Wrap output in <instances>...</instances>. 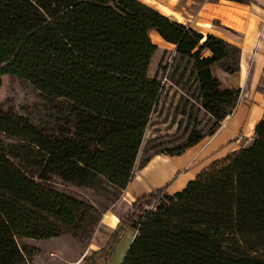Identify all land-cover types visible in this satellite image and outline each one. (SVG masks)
<instances>
[{"label":"trees","instance_id":"16d2710c","mask_svg":"<svg viewBox=\"0 0 264 264\" xmlns=\"http://www.w3.org/2000/svg\"><path fill=\"white\" fill-rule=\"evenodd\" d=\"M151 31L176 47L173 79L191 66L193 95L216 120L213 134L242 89L222 85L211 65L240 70L242 46L142 0H0V86L6 75L29 82L51 115L45 128L0 106V264H30L19 238L93 236L103 212L56 188V179L111 186L118 198L134 177L162 91L157 75L138 73ZM256 91L264 94V74ZM205 136L193 128L174 153ZM170 183L120 217L116 232H135L121 264H264V116L248 145L179 191H168Z\"/></svg>","mask_w":264,"mask_h":264},{"label":"rangeland","instance_id":"374dc122","mask_svg":"<svg viewBox=\"0 0 264 264\" xmlns=\"http://www.w3.org/2000/svg\"><path fill=\"white\" fill-rule=\"evenodd\" d=\"M187 1L188 0H181L177 6L181 8L179 11L182 12L186 20L192 19V14L186 12L187 8L191 7L187 4ZM164 3L168 4V11L171 12L172 7H174V2L169 1L168 3L166 1ZM184 7L186 10H183ZM190 11H192V9H190ZM170 17L175 20L181 19L175 18L173 15ZM214 23L219 24V21H210L211 26ZM183 24L193 26L204 34L214 32L242 46L240 42L229 38L217 29H212L210 25H199L196 24V22L186 23V21H184ZM230 30L235 32L233 28H230ZM151 38L152 43L140 62L138 73L143 76L151 77L157 75L158 79L162 81V91L158 107L152 115L149 127L146 130L138 154L135 174L130 181L131 184L129 183L130 185L128 184L120 193L119 197L116 198L118 191L113 190L111 186L109 190H104L95 187L78 186L72 183H66L60 179H56L54 182L56 188L95 204L103 212L102 219L94 233L101 230L104 234L110 235L112 245H108L106 248L89 251L94 234L91 238H80L70 233L51 239L19 238V245L25 248L29 254L30 264H66L69 259H74L75 257L76 261L78 258L82 257V261L80 260V263L77 264H121L135 236V232L131 228H126L123 231L119 230L117 232L115 229V232H112V230L108 228L104 218H106V215H113L111 217L115 216L117 217L116 219L119 220L120 217L127 212L136 196V192L133 193L130 188L133 186L134 181H141L143 184H148L147 186L149 188H156V186L164 185L166 182L173 180V178L177 176V173L180 172L177 176V178H180L178 181L175 179L173 187L174 191L181 190L187 184L188 174L183 175L184 170L178 169L181 165L179 159L176 163V158L181 156L192 146L185 148L180 154H175L174 152L179 151L185 146L188 142L191 130L196 128L198 132L206 134L200 141L204 143L209 141L210 138L208 137H211L222 128L226 121L239 108L249 115L252 113V110H254V102L256 99L254 100L251 94L248 93L247 83L250 81L251 71L254 69L255 64H252L251 55L243 59L242 54L239 59L240 70L236 71L241 80L238 86L242 89L241 99L232 110L231 114L221 121L219 127L211 134L210 132L216 120L200 107L196 95H193L197 94V83L193 77L189 78L191 66H188L186 76L183 79H180L181 70L178 71L173 79L171 77V72L174 69L178 57L175 45L165 42L155 31H151ZM252 58H254V54ZM182 64L185 66L186 63L182 62ZM219 68L222 69L220 66ZM225 72L230 73L228 71ZM222 85L233 87L229 83H222ZM0 106L6 110L11 109L31 122L45 128L48 127V123L51 119L48 110L49 106L46 100L39 95V92L29 82L14 76L6 75L3 77V82L0 86ZM262 114L264 116V113ZM248 139L249 138H240L241 145H248L253 138H251V140ZM148 157L150 158L149 162L145 163L142 167V163ZM215 160L217 159L212 160L210 163ZM106 186L109 187L107 183ZM168 191H170V189H168ZM131 199H134L132 203H130Z\"/></svg>","mask_w":264,"mask_h":264},{"label":"crops","instance_id":"0c3cea01","mask_svg":"<svg viewBox=\"0 0 264 264\" xmlns=\"http://www.w3.org/2000/svg\"><path fill=\"white\" fill-rule=\"evenodd\" d=\"M143 1L160 9L161 12L167 15L181 18L177 20L181 23L186 21V23L196 22V24L199 25H210V21H219V24L214 23L212 26L210 25V27L221 31L229 38L240 42L244 49L243 59L251 55L252 64H255L254 69L251 71L252 74L249 79L250 81L247 83L248 93L251 94L254 100L256 99L254 102L255 108L252 110V113L249 115L239 108L226 121L222 128L211 137H208L210 138L209 141L204 143L203 141L199 142L176 158V163L179 159L181 165L178 169L184 170L183 175L188 174V179L186 181L188 182L191 179H194L212 160L225 157L233 151L243 147L240 138H249L251 140V138L254 137L256 125L263 117L264 94L257 92L256 88L259 84L260 77L264 74V0H253L251 3H242L231 0H188L187 4L191 7L187 8L186 12L192 14V19L187 20L184 19V15L179 11L181 8L177 7L181 0H169L174 2V7H172L171 12L168 11V4L164 3L166 1L169 3L168 0ZM184 9L186 10L185 7L183 10ZM190 9H192V11H190ZM230 28H233L235 32L230 30ZM253 54L254 58H252ZM211 70L213 75L224 84L229 83L233 87H238L241 83V80L238 77V72L227 73L220 69L217 63L211 65ZM178 174H180V172L177 173V176ZM177 176H175L173 180L168 181L171 182L168 187L170 192H175L173 184L175 179L178 181L180 178H177ZM147 185L148 184H143L141 181H134L133 186L130 187L133 193L136 192L134 199L148 193L152 189H155L149 188ZM157 187L160 186H156V188ZM134 199H131V202L128 201L132 203V200ZM111 216L113 215H106L104 220H106L108 228L113 232L118 227L119 220L116 219L117 217L114 216V219V217ZM109 241L110 235H106L101 230H98L94 233L89 251L106 248L109 245ZM81 259L82 257L78 258L76 261L75 257L74 259H69L66 264H77L80 263L79 261Z\"/></svg>","mask_w":264,"mask_h":264},{"label":"bare ground","instance_id":"6f19581e","mask_svg":"<svg viewBox=\"0 0 264 264\" xmlns=\"http://www.w3.org/2000/svg\"><path fill=\"white\" fill-rule=\"evenodd\" d=\"M162 174V173H161Z\"/></svg>","mask_w":264,"mask_h":264}]
</instances>
